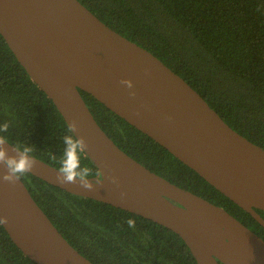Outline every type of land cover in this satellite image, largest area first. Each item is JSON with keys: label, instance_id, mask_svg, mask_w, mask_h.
Masks as SVG:
<instances>
[{"label": "water", "instance_id": "1", "mask_svg": "<svg viewBox=\"0 0 264 264\" xmlns=\"http://www.w3.org/2000/svg\"><path fill=\"white\" fill-rule=\"evenodd\" d=\"M0 35L68 128L76 123L71 132L77 141L83 138L87 147L81 151L98 171L83 181L78 176L75 183H60L65 179L60 169L27 154L34 162L31 175L170 229L197 264H264L263 239L223 207L124 153L79 92L165 148L264 228L256 211H264V149L225 123L183 78L78 0H0ZM0 147L6 158L22 153L6 140ZM7 172L0 162V219H7L0 225L22 253L36 264H93L65 240L21 179L3 180Z\"/></svg>", "mask_w": 264, "mask_h": 264}, {"label": "trees", "instance_id": "2", "mask_svg": "<svg viewBox=\"0 0 264 264\" xmlns=\"http://www.w3.org/2000/svg\"><path fill=\"white\" fill-rule=\"evenodd\" d=\"M78 1L112 30L156 56L233 130L264 149V0ZM79 92L97 124L124 153L223 207L264 241V228L249 213L92 95ZM0 137L60 170L66 158L65 137L77 141L1 35ZM78 158L81 177L98 175L81 150ZM20 179L65 240L93 264H197L184 241L164 226L72 195L30 173ZM256 211L264 219V211ZM0 264H36L1 225Z\"/></svg>", "mask_w": 264, "mask_h": 264}, {"label": "clouds", "instance_id": "3", "mask_svg": "<svg viewBox=\"0 0 264 264\" xmlns=\"http://www.w3.org/2000/svg\"><path fill=\"white\" fill-rule=\"evenodd\" d=\"M121 83L127 85L128 88H132L131 81L123 80L121 81ZM131 95L134 96L135 93H131ZM7 128L8 125L4 124L3 129L6 130ZM76 128L77 125L75 122H73L69 127V131L76 130ZM4 143L5 139L0 138V146H2ZM65 144L67 145V149L65 152L66 158L63 160L61 168V174L65 177V179L59 180V175L57 178L60 183H75L76 178L80 176V173L77 171V169L79 168L78 152L81 149L86 148L87 145L83 138L78 141H74L71 137H65ZM17 151H19V149H17ZM28 152L29 149L25 148L18 157L6 158V151L2 147H0V162H3L8 170L7 174L3 176V180L5 182L15 184L17 181L20 180L22 176L31 172L34 167V162L27 155ZM84 171L85 173H87L88 170L85 169ZM81 180L83 181V177H81ZM81 186L89 190L93 188V185L90 183L82 182ZM5 223H7L6 218L0 219V224ZM128 223L131 225L133 222L129 220Z\"/></svg>", "mask_w": 264, "mask_h": 264}]
</instances>
